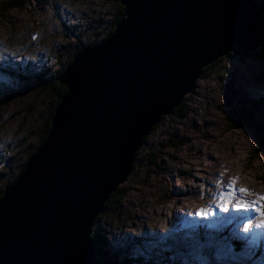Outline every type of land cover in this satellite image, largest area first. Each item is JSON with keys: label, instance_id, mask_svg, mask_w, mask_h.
I'll return each mask as SVG.
<instances>
[{"label": "rangeland", "instance_id": "374dc122", "mask_svg": "<svg viewBox=\"0 0 264 264\" xmlns=\"http://www.w3.org/2000/svg\"><path fill=\"white\" fill-rule=\"evenodd\" d=\"M251 1L264 14V0ZM118 4L0 0V190L36 149L48 116L52 96L35 80L61 76L76 53L106 38ZM220 58L184 95L187 114L164 115L145 137L119 184L122 199L94 220L91 231L105 234L118 264H264L256 211L264 207V149L253 128L233 127L224 105L226 91L264 127V61ZM221 194L231 201L228 212ZM238 202L247 207L238 210ZM201 209L206 216L197 215Z\"/></svg>", "mask_w": 264, "mask_h": 264}, {"label": "water", "instance_id": "95a60500", "mask_svg": "<svg viewBox=\"0 0 264 264\" xmlns=\"http://www.w3.org/2000/svg\"><path fill=\"white\" fill-rule=\"evenodd\" d=\"M118 1L113 32L73 56L46 138L2 193L0 264H90L94 220L144 138L206 65L262 40L251 0Z\"/></svg>", "mask_w": 264, "mask_h": 264}, {"label": "trees", "instance_id": "16d2710c", "mask_svg": "<svg viewBox=\"0 0 264 264\" xmlns=\"http://www.w3.org/2000/svg\"><path fill=\"white\" fill-rule=\"evenodd\" d=\"M255 7L258 11L257 26H258V29L263 36V39L261 40L259 46L256 48L254 53H252V54L248 53L241 46L236 45L235 49L228 53L229 56H240L242 58H243V56H252L253 58H257V59L264 61V16H263L264 14H262L261 6L255 4ZM123 10H124L123 6L119 3L118 4V13L116 14V17L113 20L114 26L119 21V19L122 17ZM112 31L113 30H110L109 34H111ZM220 60H221V58L219 57L215 61H213L212 63L206 65L202 69V73H201L200 77H203L205 75V72L208 69L212 68L217 63H219ZM61 73L62 72H60V74ZM59 77L60 76H58V77L57 76H50L49 77L45 74V75L38 77L34 82L35 88L43 90V91H49L50 95L52 96V100L49 103L50 105H49L48 116L43 121L42 133L39 136V140H38V144H37L36 148L46 138V135L50 129L51 118H52L54 109H55L56 105L58 104V102L60 101V99L62 98V96L66 92V87L57 82ZM253 112H254V110L251 106H248L246 103L241 102L240 100H238L236 103H234L231 107H229L227 109V114H228L229 118H231L233 127L236 128V127L247 126L249 128H253V130L255 131V134L257 136V149L260 150V149H264V127L257 125L255 123ZM172 113H176L178 116H185L187 114V107L185 105V102L182 101L177 107H175L173 109ZM146 139L147 138H144V142L146 141ZM33 152L29 153L26 156L25 160L23 161V163L20 166V171L22 170L27 159L30 157V155ZM137 154H138V152H137ZM149 161H150V163L156 164V158L155 157L150 156ZM20 171H19V173H20ZM15 178L10 180L8 182V184L12 183L15 180ZM4 189L0 190V198L2 196ZM123 195H124L123 191L118 186L116 188V190L114 192H112L109 195L108 199L105 201L104 209L108 207V204L111 203V201L121 200ZM101 213H99L98 216L101 215ZM92 229H93V226H92ZM90 239H91L92 245H93V253H92L93 255H92V259L90 261V264H118V261L113 260L110 253H109L108 240L106 239L105 234H103L100 231H95V232L91 231Z\"/></svg>", "mask_w": 264, "mask_h": 264}, {"label": "snow or ice", "instance_id": "6c2138e0", "mask_svg": "<svg viewBox=\"0 0 264 264\" xmlns=\"http://www.w3.org/2000/svg\"><path fill=\"white\" fill-rule=\"evenodd\" d=\"M241 192H245L246 189H240ZM229 203H231L230 199L226 200L225 199V194H221V204L219 205L220 209L224 212H228L229 211V207L227 206ZM247 207L246 204L240 203L238 202L236 205V208L239 210L240 208H245ZM256 211L259 212L260 216H261V220H260V227L264 228V207L262 208H257ZM197 215H201V216H206L207 213L204 212L203 209H201ZM243 232L246 234H251L252 233V226L245 224L243 226Z\"/></svg>", "mask_w": 264, "mask_h": 264}]
</instances>
